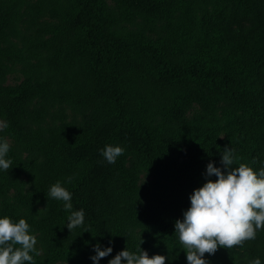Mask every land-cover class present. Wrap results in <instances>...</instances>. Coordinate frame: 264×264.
Masks as SVG:
<instances>
[{
  "label": "trees",
  "instance_id": "trees-1",
  "mask_svg": "<svg viewBox=\"0 0 264 264\" xmlns=\"http://www.w3.org/2000/svg\"><path fill=\"white\" fill-rule=\"evenodd\" d=\"M0 123V215L29 223L34 264H92L109 240L99 264L139 245L186 264L174 222L206 164L231 147L264 166V0H0ZM105 144L124 148L114 164ZM57 180L85 212L70 231ZM205 256L264 264V230Z\"/></svg>",
  "mask_w": 264,
  "mask_h": 264
},
{
  "label": "clouds",
  "instance_id": "clouds-1",
  "mask_svg": "<svg viewBox=\"0 0 264 264\" xmlns=\"http://www.w3.org/2000/svg\"><path fill=\"white\" fill-rule=\"evenodd\" d=\"M9 151L8 141L0 137V172L12 165ZM123 152L119 144H105L99 149L108 164H114ZM219 156V166H214L211 160L206 164L202 173L204 182L192 190L189 206L182 211V218L174 222V234L184 249L186 264H211L206 253L211 257L219 248L240 246L264 230V166L257 170L244 163L234 166L239 157L231 147H225ZM70 182L71 177L66 178L65 183ZM47 196L62 202L68 213L65 226L69 231L84 224V209H74L72 193L61 181L49 186ZM36 245V234L25 218L15 221L0 215V264H34V256L40 254ZM91 251L92 264H99L113 252V242L109 240L107 245L96 242ZM166 259L160 254L149 257L139 245L137 251L125 247L107 264H165ZM248 264L262 261L254 257Z\"/></svg>",
  "mask_w": 264,
  "mask_h": 264
},
{
  "label": "rangeland",
  "instance_id": "rangeland-1",
  "mask_svg": "<svg viewBox=\"0 0 264 264\" xmlns=\"http://www.w3.org/2000/svg\"><path fill=\"white\" fill-rule=\"evenodd\" d=\"M22 80H23V76H22V74L20 72V67L18 66L16 72L8 76L7 84L8 85L19 84L20 82H22ZM188 115H189L190 118H198V117H200L202 115V112L200 111V109L198 107H193L188 112ZM1 129H2V123H0V130ZM9 142L11 143L10 140H9ZM36 247L41 252V246H40L39 242H37ZM58 264H65V263H58Z\"/></svg>",
  "mask_w": 264,
  "mask_h": 264
}]
</instances>
